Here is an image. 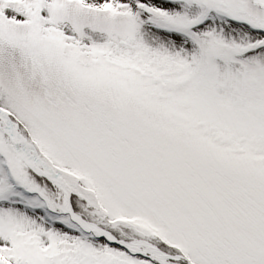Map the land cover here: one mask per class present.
<instances>
[{"label":"snow or ice","instance_id":"1","mask_svg":"<svg viewBox=\"0 0 264 264\" xmlns=\"http://www.w3.org/2000/svg\"><path fill=\"white\" fill-rule=\"evenodd\" d=\"M0 264H264V0H0Z\"/></svg>","mask_w":264,"mask_h":264}]
</instances>
